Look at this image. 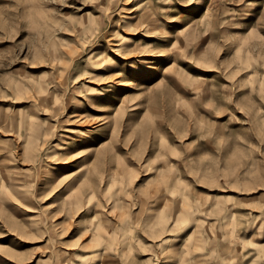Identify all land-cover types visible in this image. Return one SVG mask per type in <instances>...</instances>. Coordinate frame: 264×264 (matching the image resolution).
Masks as SVG:
<instances>
[{"label": "rangeland", "instance_id": "rangeland-1", "mask_svg": "<svg viewBox=\"0 0 264 264\" xmlns=\"http://www.w3.org/2000/svg\"><path fill=\"white\" fill-rule=\"evenodd\" d=\"M0 264H264V0H0Z\"/></svg>", "mask_w": 264, "mask_h": 264}]
</instances>
